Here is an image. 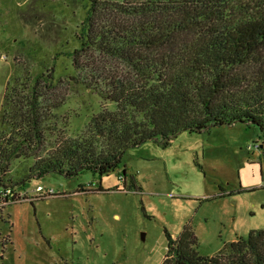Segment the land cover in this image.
Here are the masks:
<instances>
[{
	"label": "rangeland",
	"instance_id": "1",
	"mask_svg": "<svg viewBox=\"0 0 264 264\" xmlns=\"http://www.w3.org/2000/svg\"><path fill=\"white\" fill-rule=\"evenodd\" d=\"M98 1L111 7L140 0ZM93 4L0 0V117L17 78L54 68L56 92L67 98L54 110L48 143L82 136L107 103L77 80L72 57ZM34 161L14 160L5 177L29 195L0 211V264H162L166 229L178 237L192 225L204 256L264 229V130L257 125L186 130L167 146L149 140L129 148L120 168L103 177L85 171L28 180ZM39 185L52 194L37 193Z\"/></svg>",
	"mask_w": 264,
	"mask_h": 264
},
{
	"label": "trees",
	"instance_id": "2",
	"mask_svg": "<svg viewBox=\"0 0 264 264\" xmlns=\"http://www.w3.org/2000/svg\"><path fill=\"white\" fill-rule=\"evenodd\" d=\"M93 2L72 57L77 80L107 103L82 136L48 143L54 110L67 98L56 92L55 69L17 78L0 117V186H17L5 180L16 159L34 158L28 180L103 177L149 140L167 146L186 130L237 123L264 130V0ZM165 234L162 264H264V229L210 256L200 254L190 224L178 237Z\"/></svg>",
	"mask_w": 264,
	"mask_h": 264
},
{
	"label": "built area",
	"instance_id": "3",
	"mask_svg": "<svg viewBox=\"0 0 264 264\" xmlns=\"http://www.w3.org/2000/svg\"><path fill=\"white\" fill-rule=\"evenodd\" d=\"M46 187L43 185H39L36 192L39 194H52V191H46ZM29 191L24 190L20 188L19 186H13V185H2L0 186V211L7 209L10 204L17 202V201H23L28 198ZM36 196H32L31 199Z\"/></svg>",
	"mask_w": 264,
	"mask_h": 264
},
{
	"label": "crops",
	"instance_id": "4",
	"mask_svg": "<svg viewBox=\"0 0 264 264\" xmlns=\"http://www.w3.org/2000/svg\"><path fill=\"white\" fill-rule=\"evenodd\" d=\"M2 243H4L7 246L9 243H12V240H10L8 242H5L4 240H2Z\"/></svg>",
	"mask_w": 264,
	"mask_h": 264
}]
</instances>
